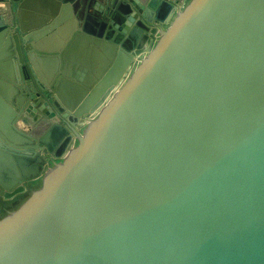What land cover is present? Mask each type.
<instances>
[{"label":"water","instance_id":"1","mask_svg":"<svg viewBox=\"0 0 264 264\" xmlns=\"http://www.w3.org/2000/svg\"><path fill=\"white\" fill-rule=\"evenodd\" d=\"M59 1L100 66L0 0V264H264V0Z\"/></svg>","mask_w":264,"mask_h":264},{"label":"crops","instance_id":"2","mask_svg":"<svg viewBox=\"0 0 264 264\" xmlns=\"http://www.w3.org/2000/svg\"><path fill=\"white\" fill-rule=\"evenodd\" d=\"M113 0H109V2H112ZM8 8L13 9V12L15 14V20L18 22H23L22 24L25 27L31 28L29 31L30 33L36 32L35 30L40 29H47L48 25H51L49 21H54L53 23V29L50 31H47V35H45L42 39L37 41L35 44L44 45L45 48H49L50 50H59L60 52H64L67 50V47L69 49L67 50L69 54L72 53L73 58H88L89 55L87 51H89L90 47L93 46L98 50L97 47L94 45L93 41L90 40V38L86 37V35H82L81 33H77L76 26L74 25V22H72L69 19V16H67L68 8L71 7L69 3H63L66 7V9L63 7V4L60 3L59 0H7ZM22 5V7L20 6ZM70 5V6H69ZM106 2L104 0H101L100 5L97 7V10H103L107 12V10L110 8V6H107ZM20 7V8H19ZM94 5L91 6V13L92 16L96 19L101 17L97 11L94 9ZM87 11H90L89 8H87ZM102 11V12H103ZM16 12V13H15ZM50 12H55L56 18L53 20V16L49 17ZM116 13V11H115ZM114 15V14H113ZM87 17L81 19L83 22V29H85L86 33H91L97 36L95 33V26L92 25L91 22L86 19ZM87 21V26L84 27V23ZM49 23V24H48ZM91 25V27H89ZM40 27L38 29V27ZM21 28V26L19 25ZM12 32H14V29H12ZM90 35V34H89ZM99 35V34H98ZM21 42V45L23 47ZM74 45V48L71 50V47ZM93 50V49H90ZM71 51V52H70ZM28 57V53H25ZM29 58V57H28ZM90 58V64L93 67H98L102 64V61L99 60V57H94V60H92V57ZM89 60V59H88ZM29 62H32L33 69L35 71L36 76L39 78V80L42 82V84H50L53 82L54 78L48 77L50 68L47 64L51 65L52 61L50 63L46 62V59L44 60L41 56L34 53L32 54L31 58L29 59ZM70 80V79H68ZM67 80V82H68ZM72 80V79H71ZM70 80V81H71ZM62 81V80H61ZM69 86V85H68ZM62 96V94H61ZM63 99L65 97L63 93ZM37 125H40L38 123ZM51 126H46L45 128L42 126V132H46ZM48 146L53 147L52 153H54L57 157H59L61 154H59V142L56 139L54 135H50L48 139Z\"/></svg>","mask_w":264,"mask_h":264},{"label":"flooded vegetation","instance_id":"3","mask_svg":"<svg viewBox=\"0 0 264 264\" xmlns=\"http://www.w3.org/2000/svg\"><path fill=\"white\" fill-rule=\"evenodd\" d=\"M11 196H13V195H11ZM14 197L10 200L9 199H4V200L0 199V217L2 215L6 214V212L14 209L15 206L18 203H20L24 198V196H20V195H17V196L14 195ZM7 198H9V197L7 196Z\"/></svg>","mask_w":264,"mask_h":264},{"label":"bare ground","instance_id":"4","mask_svg":"<svg viewBox=\"0 0 264 264\" xmlns=\"http://www.w3.org/2000/svg\"><path fill=\"white\" fill-rule=\"evenodd\" d=\"M65 97H66V96H65ZM65 97H64V98H65ZM37 165H38V163L35 162L34 164L32 163L31 165L27 166V168L25 169L26 174H27L28 176H33V175H35L36 172H37V169H38Z\"/></svg>","mask_w":264,"mask_h":264},{"label":"rangeland","instance_id":"5","mask_svg":"<svg viewBox=\"0 0 264 264\" xmlns=\"http://www.w3.org/2000/svg\"><path fill=\"white\" fill-rule=\"evenodd\" d=\"M66 150V144L61 146L60 151L58 152L59 154L63 153ZM47 156H49V158L52 156L51 153L47 152L46 153Z\"/></svg>","mask_w":264,"mask_h":264}]
</instances>
